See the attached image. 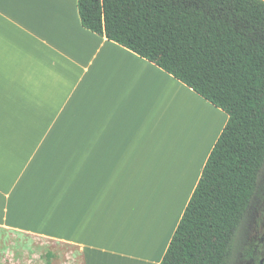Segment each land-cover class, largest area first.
I'll list each match as a JSON object with an SVG mask.
<instances>
[{
	"label": "crops",
	"instance_id": "1",
	"mask_svg": "<svg viewBox=\"0 0 264 264\" xmlns=\"http://www.w3.org/2000/svg\"><path fill=\"white\" fill-rule=\"evenodd\" d=\"M227 120L78 0H0V228L159 264Z\"/></svg>",
	"mask_w": 264,
	"mask_h": 264
},
{
	"label": "trees",
	"instance_id": "2",
	"mask_svg": "<svg viewBox=\"0 0 264 264\" xmlns=\"http://www.w3.org/2000/svg\"><path fill=\"white\" fill-rule=\"evenodd\" d=\"M82 25L228 114L159 264H226L264 165V0H78Z\"/></svg>",
	"mask_w": 264,
	"mask_h": 264
},
{
	"label": "rangeland",
	"instance_id": "3",
	"mask_svg": "<svg viewBox=\"0 0 264 264\" xmlns=\"http://www.w3.org/2000/svg\"><path fill=\"white\" fill-rule=\"evenodd\" d=\"M78 259L71 245L0 228V264H79Z\"/></svg>",
	"mask_w": 264,
	"mask_h": 264
},
{
	"label": "flooded vegetation",
	"instance_id": "4",
	"mask_svg": "<svg viewBox=\"0 0 264 264\" xmlns=\"http://www.w3.org/2000/svg\"><path fill=\"white\" fill-rule=\"evenodd\" d=\"M226 264H264V165L236 230Z\"/></svg>",
	"mask_w": 264,
	"mask_h": 264
}]
</instances>
